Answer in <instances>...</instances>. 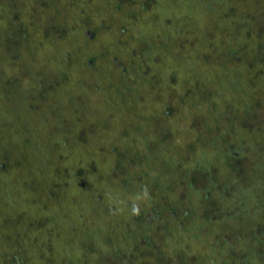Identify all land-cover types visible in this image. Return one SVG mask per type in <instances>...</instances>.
Returning <instances> with one entry per match:
<instances>
[{
	"label": "trees",
	"instance_id": "1",
	"mask_svg": "<svg viewBox=\"0 0 264 264\" xmlns=\"http://www.w3.org/2000/svg\"><path fill=\"white\" fill-rule=\"evenodd\" d=\"M10 1H2L5 11L0 13L4 22L0 23V170L18 166L32 175L24 172L22 181L14 174L0 185V222L12 224L23 215L19 210L15 216L8 212L13 192L21 205H39L44 219L32 221L26 232L0 237L2 264H32L27 243L50 261L53 240L60 233L65 251L61 261L67 264H187L179 248L181 234L193 237L198 246L206 244L211 253L220 247L217 251L223 258L216 264H237L230 253L242 243L251 256L257 251L264 254V161L261 170L251 168L250 153L245 154L249 147L242 148L245 142L237 131H257L258 139L247 141L257 142L258 153L264 145V0H195L194 7L176 11L181 19L163 16L159 24L149 13V0H139L138 12L133 9L135 0ZM168 1L172 6L174 0ZM117 10L129 21L115 18ZM137 17L138 23L131 21ZM102 32L109 40L103 41ZM80 37L84 51L92 53L74 59L70 43L77 46ZM56 46L57 56H47ZM122 46L128 48L126 55L113 50ZM162 65L168 72L164 79ZM63 80H72L74 86L49 91L51 84ZM96 89L101 102L94 114ZM144 91L149 103L154 96L161 105V111L153 117L149 114L147 120L155 124L165 120L167 125L169 117H175L173 133L191 135L189 142L148 137V121L135 116L142 114ZM222 93L227 100L218 106L214 99ZM72 99H78V112ZM34 112L37 116L31 115ZM72 112L75 116L67 122ZM168 126L165 129L172 131ZM130 130L145 135L144 147L128 136ZM110 132L112 142L105 141L102 135ZM195 146L210 149L212 156L196 160L191 155ZM63 148L62 158L76 156L75 177L70 178L74 182L65 201L77 210L71 211L64 201V209L70 210L54 224L45 209L48 204L61 207L56 196L61 188L47 171L52 166L54 172L71 173L43 154ZM92 149L96 168L102 172L109 167L108 172L99 175L91 164L81 171L78 160ZM109 154L112 157L105 158ZM246 168L259 183L256 189L244 188L235 193L241 196L234 201L228 195L215 197L214 191L226 193L229 178ZM32 179L37 181L34 190L29 188ZM16 180L17 188L28 192L13 191ZM114 192L127 208L116 217L113 201L103 199ZM252 193L254 197L249 196ZM142 206L147 213H142ZM106 216L111 221L100 226ZM66 221L71 223L63 227ZM42 227L46 236L41 240L37 233ZM170 246L172 252L167 250Z\"/></svg>",
	"mask_w": 264,
	"mask_h": 264
},
{
	"label": "rangeland",
	"instance_id": "2",
	"mask_svg": "<svg viewBox=\"0 0 264 264\" xmlns=\"http://www.w3.org/2000/svg\"><path fill=\"white\" fill-rule=\"evenodd\" d=\"M2 1L3 0H0V13H4V11H5V8L3 7ZM8 1H10V0H8ZM122 1H125V0H122ZM135 1L137 2V4L135 6L133 4V7H134L133 9L135 10V12L141 11L138 8L139 0H135ZM149 2L151 3L150 8L152 10L149 13L154 14L157 17V19H158V22L156 24H159L161 22V19L163 18V16H169V17H173V18L176 19V17H177L176 11L177 10L178 11L180 10V11L184 12V11L187 10V7H189L188 9H190V8L194 7L195 4H196L195 0H191V4L188 3L189 0H178V1L174 0L173 3H172V6H171V4H170V2L168 0H156V2L154 4H152L153 0H149ZM10 4H11V1H10ZM197 7L198 6H196V8ZM145 10H147V9H145ZM122 13L123 12H120V11L117 10V13L114 14V17L115 18H121V19L125 18L126 20H128V18H130L128 15L127 16L125 15V17H124L122 15ZM141 14H143V11L139 14V16ZM204 16L205 17L202 18L203 19L202 21L206 22L207 21L206 15H204ZM177 18L181 19L180 17H177ZM0 20H1V18H0ZM131 21L132 22L136 21V23H138V17H137L136 20H131ZM172 21H173V25H175V23H176L175 20H172ZM0 23H4V22L0 21ZM103 29H104V27H103ZM102 33L105 34L106 32H102ZM106 34L103 36V41L109 40V37ZM110 39H111V36H110ZM77 41H78V45L77 46L74 43H70L71 46L74 45L73 48H71L74 59H76V58L80 59L81 55L84 54V52H87L89 54L92 53L90 51H84L85 50L84 49L85 43H84V41L82 42L81 37L79 39L77 38L76 42ZM46 45H47V48H48V46H49L48 41H45V46ZM91 45L94 48V43H91ZM59 49L60 48H58V46H56L55 49L52 50V52L49 50L50 53H47V56H49V57H50V55L53 56L52 54L57 56V52H58ZM113 50H116L117 53H122L123 52V54H125V55L128 53V48H126V46H122L120 48L119 47L118 48H114ZM84 55H83V57H85ZM100 59L102 61H106V59L103 58V57H100ZM101 60H99L97 62V64ZM64 61L65 60L63 59L62 62H64ZM157 62L155 63V67L158 69L159 68V63H157ZM167 64L168 63H165L164 65H167ZM164 65L161 66L163 68L162 71L164 72V73H162L163 74V79L166 78V76L168 74V72L166 71V66H164ZM47 67H48V65H47ZM104 69H105V67H104ZM74 70L76 72V70H78V69L74 67ZM91 70H92L91 71L92 73H93V71H95V73L97 72L96 73L97 75L100 73V71L98 69H95V70L91 69ZM178 73L179 72H175V74H178ZM63 85L64 86L67 85V86H70L72 88L74 86V82L72 80H68V81L67 80H63V81L58 82L56 84H51L49 88H51V87H53V88H51L49 91H58L59 89H63ZM98 86L99 85H97V87ZM22 88H23V86H22ZM152 91H154V90H152ZM94 93H95V97H96L95 98L96 107H95V110H94L93 113L96 114V108L101 102V97H100L101 96V92L98 89H96L94 91ZM144 93H145L144 97H143V99H141V102H140V108H142L141 106H144V108H143L144 110L141 109V113L142 114H140V112L139 113L135 112V116L140 118L141 121H148L147 122V130H146V132L149 134L148 137L151 138V137H153V135H156V136L160 135L164 139V141L167 142V143H169V141L170 142L180 141V139L185 138V137L181 136L179 133L178 134H174L173 133V129L175 128V126L177 124V121H175V117H173V116L169 117L168 120H169L170 123L168 124V122H167V125L164 122L165 120L162 121L163 122L162 124H159V123L155 124V122L152 119L147 120V118H149V114H150V117H153L154 114H156L157 112L159 113L161 111V105H160L159 102L154 100L155 98L153 99L154 96L152 97V99H151V101L149 103L147 101V100L150 99V96L148 95L149 93H147L145 91H144ZM224 97H226V95H224L223 93H222V95H220L218 97H215L214 100L217 101V105L218 106H222V103L224 104L223 101L227 100V98H224ZM227 97H229V96H227ZM222 99H224V100H222ZM72 100H73V104H74L73 107H75L76 111L78 112V110L80 108L78 99L77 100L76 99H72ZM31 115L32 116H37V114L35 112L32 113ZM73 116H75V114L72 112L70 114V118L67 119L66 121L67 122H71L73 120ZM127 121H129V124H130L131 120L127 119ZM50 122H52V118H51ZM63 124L64 123H62V125ZM223 124H225V122H223ZM167 126L172 131H170L168 129H165V128H167ZM70 127H71V125L69 126V128ZM120 128L121 127H117V129H120ZM130 131L131 132L128 133V136L131 137L133 140H136V142H141V146L144 147V142H145L146 139L143 136H145V135L144 134L143 135H136V134L133 133L132 130H130ZM237 131H239L242 134V140H244V142H245L244 145H242V148H244V146H248L249 147V150H247L246 152L244 151L245 154H249L250 153L249 157H250L251 160H250V162H248V160H247V163L250 164L251 168L253 167V169H255L256 172L258 170H261V167H262L261 163L264 161V145L262 146V148L257 153V151H256L258 149L257 142L254 143L255 142L254 140L247 141L248 138L249 139L250 138H254L255 140H257L258 139L257 135H256L257 131L256 130H254V131H250V130L244 131V129H241V128H237ZM113 132L116 133V131H113ZM247 133H250L251 135H248ZM107 134H109V135H107ZM111 134H112V132L104 133L102 135V137L105 138V139L103 138L105 141L110 139L109 141L112 142L113 135H111ZM110 135H111V137H110ZM17 136H18V133H16V135L14 137L17 138ZM140 136H142V137H140ZM34 137L35 136L33 134V135H31L30 139L33 141ZM191 137H192L191 135L186 136L185 142H189ZM250 142L254 143V144H251ZM102 147H104V146H102ZM88 148H90V146ZM64 149L65 148L59 149L58 152H56L55 154H54L53 150H49V149H48V152H46V154L42 153L45 156H49V157L53 158L54 159V163L53 164L55 166H57V168L59 167V169H62V167H64V168L67 169V172L71 173V175L70 174H66V173H59L60 171L63 172L62 170L54 172L55 168H52V166H49V171H47L48 175L55 182L56 187L58 189L61 188V189H59V192H57V195H56L58 197L59 203L61 204V207L59 209H55L54 207H52V205L48 204V207H46L47 209H45L46 210L45 214L53 215L49 221H54V224H59L60 221H62L64 214H66V212H68L70 209H71V211H76L77 210L76 205H74V204L71 205L70 201L68 200L69 199V197H68L69 195H67V194H70V191H71V189H69L68 186H72L73 182H74L73 180H74L75 175H72V174H74L72 169H74V167H75L76 160L74 161V163H72V162L74 160V157H76V156H73L71 154V155H69L67 157L63 156V158H62L60 152H62V154L65 153ZM253 150H255L254 154H252V152H251ZM92 151H93V149L89 152V156L86 157L84 160L82 159V157L78 160V161L82 162L81 171L85 172L86 168H87V165L91 164V166L93 168H95L96 173L99 174V175H101V173L104 174L105 172H108L109 167L106 170H104V171L102 170V172L99 171L96 168V166L93 163L94 161H92V159L94 158ZM94 153H95V151H94ZM101 153L105 154L106 150L104 148L101 149ZM47 154H49V155H47ZM26 155H28V154L26 153ZM95 155H96V153H95ZM191 155H193L194 158H196V160L197 159L198 160H202L203 158L204 159H208V158H210L212 156V154L210 152V149H207L206 147L204 149V148H202L200 146H195L194 153H192ZM262 155H263V157H262ZM193 156H191V157H193ZM108 157H112V155L109 154L105 158H108ZM166 161H167V159H166ZM31 163H32L31 162V157L27 158V164H28L29 167H31ZM68 164H70V165H68ZM223 171H224V169H221V171L219 172L221 178H222V176L224 177V175H225V174H223L224 173ZM250 171L248 170V168H246L244 170V173L241 172L242 175L241 174L238 175V174L235 173V175H234L235 178L234 179L233 178H229L231 180V183L227 184L226 188H224L226 193L223 192V191L219 193V191H221V190L214 191V192H216V193H214L215 197H218L221 194L224 195V196L228 195L234 201L236 198H239L241 196V194L237 195L235 193L243 191L244 188L246 189L248 187L249 188L252 187V188L256 189V187H258L259 183H258L255 175H251ZM24 172H25L24 168L23 167L19 168L18 166H12V168L10 170H6V169L0 170V185L3 184V183L8 182L12 178V176L14 174L18 177L19 180L23 181V179L25 177L24 174L26 173L28 175L27 172H25V173ZM248 172H249V175H245V174H248ZM31 175L32 174L29 173L28 177H30ZM243 177L247 178L246 181H242ZM70 178H73V180H71ZM25 180H27V178ZM64 180H67L69 183L67 182V183L63 184V186H62V182H64ZM140 180H141V175L136 177L135 182L140 183ZM36 185H37V181L33 180V185L31 187H29V188L33 187V190H34L35 189L34 187H36ZM101 185H102V183H101ZM17 187H18V182L16 180V181L13 182V191L14 190H19L22 193L23 192L24 193L28 192V190L25 189V188L18 189ZM5 189H6V187H5ZM227 192H229V194ZM116 194L117 193H115V192L113 193V195L107 193L105 197L103 196L104 197L103 199H106L107 201H109V199H110L111 202L113 201V203L115 205L114 206V210L115 211L112 213V216H114V217L123 215L125 213L124 211L127 210V208L125 206V203L121 200V197L120 196H116ZM252 194L253 195H249V196L250 197H252V196L254 197L255 193H252ZM10 195H11V193H10ZM66 198H68L67 200L69 202L65 201ZM249 200H250V198H249ZM8 201H11L13 203V206H11L10 211H8L9 208H7L5 210H7L9 213H13V216H15L17 214L16 210H19V211L23 212L22 213L23 215L17 221L15 220L16 222H14L12 224H3L2 225V223L0 222V237H13V231L19 232V231L22 230L23 232H26L28 230V228L30 226L33 227V224L35 222H37L39 219H41V220L44 219L43 216H42L43 209H41L39 205L31 204V202H30V204L27 202V206L26 207L24 205H21V203L19 202V199H16L14 192H13V199H9ZM64 201L66 202V206L71 205L70 209L69 208L68 209H64V207H63ZM251 202L252 201H247V203H251ZM139 206H141V205H139ZM142 207H144V206H142ZM143 209H144L143 212H142L143 214L148 212L147 207H144ZM82 212L83 211H79L80 214ZM80 214H79V216H80ZM47 218H49V217H47ZM78 218L79 217H77V220H75V221H79ZM110 218L111 217H108V216L104 217L102 219L103 221L101 222L100 226L103 225V223H105V222L107 223L110 220ZM34 220H35V222L32 223V221H34ZM70 223H71L70 221H66L62 225L64 227V226H67L66 224H70ZM47 225L49 226L50 222ZM72 227H76V226H72ZM44 232H46L44 227H42V228H40L38 230L37 235H38V237L41 240L44 239L45 236H46ZM63 236H64V233H60V234L57 235L56 238H54L53 247H52L53 250H51L53 252V255H52L50 261H48L44 257L43 258L39 257V252H36V249H35L36 247L34 246V244L27 243L26 246H28V248L30 250H32L31 252H33V253H30V250L28 249V251L26 253L29 256V258H30V262L32 264H61V263L62 264H67V262H62L61 261L62 260V256H64L65 251L63 250V248L60 245L59 241L61 242V240L63 239ZM179 238H180V239H178L179 248L182 250L183 255H184V259L187 262V264H216L220 259L223 258L222 256H220L218 254V251H217V250H221L220 247L215 249L216 252L211 253L210 249L206 248L207 247L206 244L203 245V246H198L196 240L193 237H191L190 235L186 236L185 234H181ZM226 245L227 244H225V246ZM241 245L243 246V243ZM241 245L240 246L239 245L238 246L234 245L233 248H232V252L230 253V256L232 257L231 259L236 260L237 264H264V254L261 251L260 252L257 251L255 255L251 256L250 253H248L247 251L243 250L244 246L241 247ZM174 247H176V244L173 245L172 248H174ZM172 248H171V246H170V248L167 247V250L170 249V252H172L173 251ZM10 249H11V251H13V248H10ZM174 251H176V249ZM239 252H241V253H239ZM67 256L70 257L71 255L69 256V254H68ZM228 258L226 257L225 259L227 260ZM46 261H48V263ZM0 264H2L1 263V259H0ZM75 264H80V263L79 262H75ZM184 264H186V263H184Z\"/></svg>",
	"mask_w": 264,
	"mask_h": 264
}]
</instances>
